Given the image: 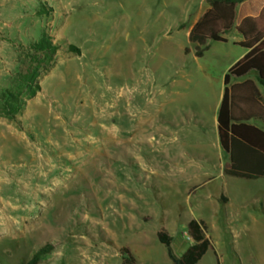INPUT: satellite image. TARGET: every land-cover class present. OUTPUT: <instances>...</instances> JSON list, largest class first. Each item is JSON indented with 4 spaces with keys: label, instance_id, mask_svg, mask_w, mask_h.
<instances>
[{
    "label": "rangeland",
    "instance_id": "374dc122",
    "mask_svg": "<svg viewBox=\"0 0 264 264\" xmlns=\"http://www.w3.org/2000/svg\"><path fill=\"white\" fill-rule=\"evenodd\" d=\"M185 1L0 0V264L49 241L40 264H121L124 247L138 264H171L158 232L180 257L192 219L212 242L198 264H264V203L243 206L218 167L180 169L162 146L131 153V112L145 110L158 132L183 106L178 93L204 82L184 55ZM43 38L60 47L54 61L18 80L26 48Z\"/></svg>",
    "mask_w": 264,
    "mask_h": 264
},
{
    "label": "trees",
    "instance_id": "16d2710c",
    "mask_svg": "<svg viewBox=\"0 0 264 264\" xmlns=\"http://www.w3.org/2000/svg\"><path fill=\"white\" fill-rule=\"evenodd\" d=\"M243 1L245 0H207L209 9L195 24L189 36L190 42L195 45L197 56L204 55L209 42L227 41L225 35L235 28L237 9ZM237 29L243 36V40L238 44L248 49V53L230 68L224 78L225 92L218 122L220 142L230 155L231 161L225 173L239 178H264V127L252 123H264V98L254 80L248 78L243 82H234L254 72L264 87V8L258 16L245 17ZM26 49L25 55L20 59L21 79L18 80L21 81H25L27 77H36L40 63L47 57L53 62L60 47L43 38ZM70 49L80 52V49L73 45H70ZM186 51L189 49L186 48ZM31 87V95L41 89L39 83ZM2 109L10 119L15 118L7 102ZM188 232L193 244L180 257L174 252L173 238L167 229L162 228L158 232V239L167 247L171 264H198L211 248L212 242L204 220L192 219L188 223ZM55 245V241L46 242L31 258L20 264H40L43 258L55 249ZM120 251L124 255L121 264H138L129 248L124 247Z\"/></svg>",
    "mask_w": 264,
    "mask_h": 264
},
{
    "label": "crops",
    "instance_id": "0c3cea01",
    "mask_svg": "<svg viewBox=\"0 0 264 264\" xmlns=\"http://www.w3.org/2000/svg\"><path fill=\"white\" fill-rule=\"evenodd\" d=\"M195 1H198V9L193 11ZM185 3V12L192 16V20L188 26L182 24L180 28L186 29L189 39L191 30L209 9V3L207 0H186ZM263 8L264 0H245L240 3L235 28L225 35L227 41L209 42V47L202 57L196 55L195 45L189 39L191 45L186 47L189 51L184 48V55L197 63V74L201 73L204 82H199V85L190 88L189 91L178 93V102L183 106L170 110V114L168 111L165 120H161L163 126L157 130L159 133L152 130L149 134L150 128H145L149 124L150 127L151 124H155L150 123V115L145 110L142 111L140 118H136L134 112H131V153L140 144H147L153 151L157 150V146H162L161 152L167 164L180 169L194 165L218 167L224 175H227L225 169L230 165V155L221 145L218 122L219 109L225 92L224 78L230 68L248 53V49L238 44L243 40L242 34L237 29L238 25L247 16H258ZM218 43L225 45H217ZM230 44L233 47H226ZM248 78L257 83L264 98V87L259 83L256 73L252 72L247 77L236 79L234 82H243ZM188 105H191L190 109ZM252 123L264 127L261 121H252ZM175 132L181 136L177 140L179 144L173 146L171 136ZM227 176L228 187L239 189L238 199L244 202L243 206L248 208L255 203H264V178ZM218 199H223L226 203L232 201L225 192H222Z\"/></svg>",
    "mask_w": 264,
    "mask_h": 264
},
{
    "label": "built area",
    "instance_id": "2783aa9c",
    "mask_svg": "<svg viewBox=\"0 0 264 264\" xmlns=\"http://www.w3.org/2000/svg\"><path fill=\"white\" fill-rule=\"evenodd\" d=\"M189 238H190V239H192V237H191V236H190Z\"/></svg>",
    "mask_w": 264,
    "mask_h": 264
}]
</instances>
